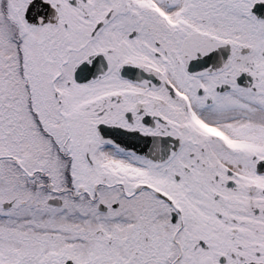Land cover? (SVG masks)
Returning a JSON list of instances; mask_svg holds the SVG:
<instances>
[{
    "label": "snow or ice",
    "instance_id": "1",
    "mask_svg": "<svg viewBox=\"0 0 264 264\" xmlns=\"http://www.w3.org/2000/svg\"><path fill=\"white\" fill-rule=\"evenodd\" d=\"M0 264H264V0H0Z\"/></svg>",
    "mask_w": 264,
    "mask_h": 264
}]
</instances>
